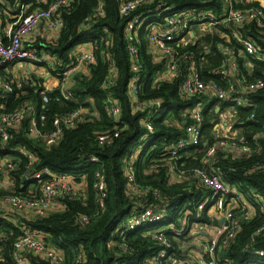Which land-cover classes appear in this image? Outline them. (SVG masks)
<instances>
[{"label":"trees","instance_id":"trees-1","mask_svg":"<svg viewBox=\"0 0 264 264\" xmlns=\"http://www.w3.org/2000/svg\"><path fill=\"white\" fill-rule=\"evenodd\" d=\"M16 1L19 0L0 2V13L5 7H12ZM102 2L103 14L97 16L89 28L81 29V22L94 12L97 0H72L70 7L63 10L64 26L59 30L56 42L47 48L51 55L61 59L63 67L72 61L69 54L77 45L90 43L92 46L95 62L87 75L77 77L75 84L68 88L72 95L70 99L64 98L58 87L50 93L46 92L48 100L44 104L40 95L44 89L42 86H30L29 90H24L21 88L26 85L23 80L13 79L0 68V76L13 86V94L4 102L5 106L0 108V112L13 110L31 101L39 133L45 134L52 130L53 119L60 114L78 107L86 112L74 127L63 129L60 142L52 147H45L39 137L26 135L28 118L23 120L19 128L9 132L10 137L6 142L3 143L0 138V158L10 156L18 163L17 169L8 173L14 181V192L29 194L24 184L30 182L22 180L26 164L24 151L32 153L34 171L46 167L66 175L67 182L71 186L76 185L75 195L57 201L62 206L59 210L28 220L21 216L20 211L0 213V244L3 246L0 264H11L9 251L12 242L20 236L22 227L28 228L61 253V259L57 262L25 254L26 264H143L145 259L156 254L158 248L146 235L147 231L176 222L186 211L189 212L188 221L194 222L197 206L208 195V190L200 187L194 179L169 181L170 169L180 171L199 168L204 164L217 169L221 179L236 190L235 194L244 197L253 210L250 218L241 222L235 238L222 250L219 264L223 263L224 258H230L232 264H264V256L257 253L264 250V168L261 167L264 165V85L245 92L234 88L231 97H240L244 102L242 105L230 100L209 102L202 110L199 144L182 150L179 158H173L165 149L183 135V121H187L183 118L185 111L200 101L198 97L184 98L180 93L179 83L185 76V68L193 64L205 83L214 82L223 88L228 86L216 74V69L223 62L217 46L222 38L218 32L210 31L198 35L194 44L191 42L180 47V51L187 54L181 62L182 74L153 85L155 74L162 64L155 63L147 51L146 29H138L137 46L141 63L138 99L160 102L158 112L151 118L153 132L148 134L142 122L145 110H134L128 93L133 72L130 69L124 27L129 17L119 14L120 0ZM161 3L172 10L204 8L216 17L221 15L223 8L222 0H150L141 4L134 15L154 9ZM250 6L261 5L258 0L235 3L236 8ZM235 27L255 41L264 53V30L260 32L252 22ZM218 29L222 31L221 27ZM33 47L39 50L37 46ZM204 48L209 52L205 53ZM236 59L240 76L243 75L249 81L264 80V60L249 56H237ZM244 62L251 64L250 71ZM62 67L52 73L58 74ZM111 69L114 71L113 83L107 85L106 82H111ZM31 79H34L33 76ZM111 103L119 107L117 118L109 112ZM216 105L221 110H233L232 127L239 128L241 132L240 137L233 140L239 147H246V150L234 155L230 151L218 149L208 160L206 151L217 140L213 134L218 114L214 111ZM41 115L44 121L40 120ZM102 134H107L110 141L100 142L98 137ZM205 141L207 144L203 146ZM129 160L134 164L135 184L139 188H148L143 196L128 190L125 165ZM97 170L103 174L105 183V195L101 199L94 186ZM8 192V189L0 188V196ZM210 205L205 203L202 210V222L205 224H211L207 216ZM149 206L164 208L168 214L166 220L153 226L131 230L123 228L128 216ZM81 215L89 218L88 224L77 222ZM176 252L184 256L182 250Z\"/></svg>","mask_w":264,"mask_h":264},{"label":"built area","instance_id":"built-area-1","mask_svg":"<svg viewBox=\"0 0 264 264\" xmlns=\"http://www.w3.org/2000/svg\"><path fill=\"white\" fill-rule=\"evenodd\" d=\"M71 1L19 0L12 7H5V10L0 13V68L8 73L10 66H16L20 62L34 65L47 64L45 53L43 54V52L36 50L35 47L27 45L28 43L26 42H28L27 40L33 29L41 22L49 30L59 32L64 26L63 10L70 7ZM148 1L150 0H120L119 5V14L123 17H129L128 23L124 27V32L127 39V51L130 56V69L133 72L128 85L130 103L134 110H145V118L142 122L148 130V134L153 132L151 118L158 112L160 102L151 99L144 101L138 99V79H140L139 71L141 69L137 46L139 42L137 36L138 29H146L147 51L155 63L162 64L161 69L155 74L153 85L162 81L175 79L182 74L181 62L185 60L187 54L181 52L179 48L185 46L187 43H195L194 25L206 27L205 33L215 31L220 34L222 40L218 42L217 46L223 56V62L216 69V74L221 76L228 83V86L223 88L214 82L205 83L201 79L196 67L191 64L188 68H185L186 70L183 72L185 76L179 83L180 92L184 98L202 97L206 92L210 91L219 102L230 100L237 105H242L244 102L240 97H231L234 88L245 92L264 85V80L262 79L249 81L243 75L240 76L239 65L236 62L237 56H249L258 60H264V53L255 41L237 31L235 27L236 25L252 22L262 32L264 30L263 6L236 8L235 3L244 4L245 0H222V13L219 17H216L204 8L192 7L172 10L171 7H166L164 3H161L157 4L154 9H147L134 15L139 6ZM102 14L103 2L102 0H97V7L94 9V12L83 19L80 28H89L95 18ZM218 27H221L222 31H219ZM91 48L90 44L89 48L80 50L72 61L63 67L60 62L59 66L63 69L57 75L60 76L62 85H64L63 82L67 84V79L71 78L73 73L89 71L90 66L95 62V56ZM204 51L205 53L209 52L207 48H204ZM229 67L237 68L236 75L240 77V84H235L234 81L230 80ZM47 68L50 71H58V68L55 69L54 63L47 64ZM113 75L114 71L111 69V82L108 81L109 78L105 84L111 83L112 85ZM61 91L64 98L70 99L72 97L67 86H64ZM12 92V83L0 76V108H4V102L9 99L13 94ZM46 92L44 89L40 91L44 104L48 100ZM109 112L113 117L117 118L120 112L119 107L115 103H111ZM85 113L83 108L78 107L67 113L60 114L53 119L54 128L42 134L36 129L34 107L32 104L18 106L13 110L0 112V138L3 143L6 142L10 137L9 132L12 129L19 128L23 120L28 118L29 125L26 135L28 137H39L45 147H52L60 142L63 129L74 127L77 122L84 118ZM183 118L187 119V121H183V135L178 137L165 149L175 159L180 157L179 155L182 150L197 146L201 140V128L203 124L202 109L198 106L188 109L185 111ZM40 120L44 121L43 115L40 116ZM214 137L217 140L207 149V159L214 155L218 149L230 152L237 151L240 154L246 150V147H239L235 143V140H233L239 137L229 135L228 133L221 137H216V134H214ZM98 139L100 142L110 141L107 134L100 135ZM206 144V141L203 142V146H206ZM23 154L26 158V164L22 180L36 184L29 194L10 191L1 195L0 204L8 206V209L12 212L35 211L43 213L61 198L75 195V188L67 182L66 175L55 173L46 167L34 171L32 153L24 151ZM4 160L0 158V188L3 185L2 173L8 174L17 169L18 165L17 162L11 159ZM133 165L131 160L127 161L125 165L128 190L130 192L135 191L137 195L143 196L148 188H139L135 184ZM261 167L264 168V165ZM181 174L183 176L180 177ZM95 176L96 181L94 186L99 192V199H101L105 195L103 174L97 170ZM168 178L169 181L176 182L182 181L185 178L194 179L200 187L208 190V195L205 201L200 203L196 208L195 220L192 222L196 225V229H193V227L186 229L179 226L178 220L181 218L178 217L176 222L165 225V229L160 230L155 227L147 231L146 235L150 237L158 248L156 254L151 258L145 259L143 264H219L222 250L235 238L240 230L241 222L249 219L253 210L248 206L244 197L232 194L234 189L221 179V175L217 169L210 168L206 164L199 168L180 171L176 168H171ZM154 194L159 196L157 192H154ZM229 195L233 199L235 205L233 207H227ZM205 203L211 204L209 210L212 209L215 213H221V218L217 215H209L208 210L207 216L211 220V224L202 222V210ZM262 207L264 209V204ZM188 213L185 215V218L189 220ZM167 217L168 214L164 208L149 206L142 211L128 216L125 219L123 228L131 230L141 226H153L166 220ZM185 218L182 221H185ZM221 219H224V221L220 226L212 224L213 220L219 221ZM77 222L88 224L89 218L81 215L77 218ZM207 227H211L212 230L207 231ZM199 232H202V235H199ZM188 234L191 235L190 239L192 240L190 242L198 238L201 241L193 246H191V243L187 245L183 244ZM178 249L184 252V256H180L176 252ZM257 253L264 256V250ZM25 254L38 256L52 262H57L61 259L59 251L55 250L52 246H48L42 238L32 233L28 228L22 227L20 236L12 242L9 251L11 264H26ZM2 255L3 246L0 245V259L3 258ZM118 264L123 263L120 262ZM222 264H232V260L224 258Z\"/></svg>","mask_w":264,"mask_h":264},{"label":"crops","instance_id":"crops-1","mask_svg":"<svg viewBox=\"0 0 264 264\" xmlns=\"http://www.w3.org/2000/svg\"><path fill=\"white\" fill-rule=\"evenodd\" d=\"M3 1L4 0H2V2ZM259 3L261 6L264 7V1L260 0ZM58 35H59V32L49 30L46 27V25L43 22H41L33 29L31 35L29 36V38L27 40L28 42H26V43H28L27 45H31L32 47L37 46L39 49L38 51L43 52V54L45 53L44 55L47 58L46 63L47 64L54 63L55 69L61 68L59 66V64L61 62V65H62L63 62L57 56L51 55L48 52L47 48H49L51 46V44L56 42ZM89 47H90L89 43H82V44L77 45L75 48H73L71 50V52L69 54L70 58L73 59L78 54V52L80 50H82L83 48H89ZM47 64L44 63L41 65H34V64H28L27 62H20L16 66H13V67L10 66L8 69V71H9L8 74L11 75L12 78L17 80V81L23 80V82H25L24 84H26V85L22 86L21 88L24 90H29L30 86L37 85V86H42L44 88V90L47 92H51L52 90H54L58 87L62 89L64 86L65 87L67 86L68 88H70L71 86H73L75 84V79L77 77H79L81 75H87L88 74V72H83V71L75 72L71 75V78L67 79L68 80V81H66L67 84H65V82H63L64 85H62L61 78L57 74L52 73L55 71H50V69L47 68ZM244 65H245L246 69L250 71V69H251L250 63L244 62ZM236 71H237L236 67H233V68L229 67V74H230L229 78H230V80L234 81L235 84H240V77L236 75ZM32 76L34 79H31ZM39 79H41V81H39ZM211 93L212 92L208 91L202 97H198V98H200V101H198L190 109L194 108L195 106H198L199 108H201L203 110V108H205L206 105L209 104V102H212V101L216 102L217 99H215ZM28 103L32 104L31 101H29ZM216 109H218V111H215ZM214 111H215V113H218L216 116L217 122H216V125H215L214 130H213L214 134H216V137H221L227 133L229 135H232L235 137H240V135H241L240 129L239 128L234 129L232 127V125H233L232 122H233V118H234L233 110L231 108H225V109L221 110L220 107L218 105H216L214 108ZM217 127H220V129ZM19 152H21V150H19ZM231 153L236 155L238 152L237 151H233V152L231 151ZM3 159H5V160L11 159L14 161V159H12V157H10V156H5ZM1 176H2V184H3L1 186V188L8 189L9 191H13V189H12L14 187L13 178L10 177L9 174H6L5 172L2 173ZM181 176H183V175L181 174L180 177ZM24 185H26V190H29V192L34 187L33 183H26ZM74 186H76V185L74 184ZM235 193H236V190H234L232 192L233 195ZM227 204H228L227 207L228 206H232V207L235 206L233 203V199L230 197L227 201ZM61 208H62V206L57 202L53 206H51L50 208L46 209L43 213L35 212V211H26V212H22L21 216L28 220V219L34 218L37 215L45 214V213L50 212L52 210H59ZM9 211H11V210L8 209V206H5L4 204H0V213L1 214L2 213L3 214L4 213L5 214L10 213ZM208 213L211 216L217 215L219 218H221V216H222L221 213H215L212 209H210L208 211ZM186 214H187V211L181 214V217H180L181 219L178 220V223H179V226L185 227L187 229L188 227H192L191 225L193 223L189 222L188 219L185 218ZM183 218H185L186 220L182 221ZM209 230L211 231L212 228L207 227V231H209ZM186 232H188V231H186ZM199 235H202V232H199ZM200 241L201 240H199V238H198L196 240H193L192 242L195 243L194 245H197Z\"/></svg>","mask_w":264,"mask_h":264},{"label":"rangeland","instance_id":"rangeland-1","mask_svg":"<svg viewBox=\"0 0 264 264\" xmlns=\"http://www.w3.org/2000/svg\"><path fill=\"white\" fill-rule=\"evenodd\" d=\"M207 30V28L206 27H198V26H196V25H194V27H193V33L195 34L194 36H198V35H202V34H204L205 33V31ZM217 128H219L220 129V127H217ZM223 131V130H222ZM181 216V215H180ZM192 227H193V229H196L197 227H196V225H191ZM196 227V228H195ZM158 229H165V225H162V226H158L157 227ZM193 231H196V230H193ZM191 238V235H187V237L185 238V241L183 242V244H185V245H187V244H189V243H191V246H193L195 243H192V242H190L192 239H190Z\"/></svg>","mask_w":264,"mask_h":264},{"label":"water","instance_id":"water-1","mask_svg":"<svg viewBox=\"0 0 264 264\" xmlns=\"http://www.w3.org/2000/svg\"><path fill=\"white\" fill-rule=\"evenodd\" d=\"M49 93H50V92H49ZM215 111H218V109H216ZM223 221H224V219H221V220H219V221L213 220V221H212V224H213V225H219V226H220L221 223H222Z\"/></svg>","mask_w":264,"mask_h":264}]
</instances>
